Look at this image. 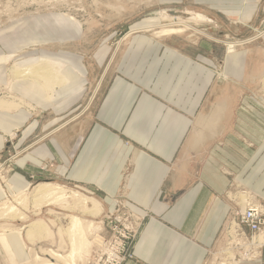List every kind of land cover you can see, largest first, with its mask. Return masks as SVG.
Segmentation results:
<instances>
[{
  "label": "crops",
  "instance_id": "0c3cea01",
  "mask_svg": "<svg viewBox=\"0 0 264 264\" xmlns=\"http://www.w3.org/2000/svg\"><path fill=\"white\" fill-rule=\"evenodd\" d=\"M212 4L234 0H204ZM199 43L188 40L182 48L131 38L88 107L105 65L95 77L81 63L62 62L67 83L51 99L41 82L8 79L11 92L38 112L0 110V160L7 156L4 137L19 130L8 149L21 152L7 176L9 191L47 178L103 199L111 210L129 167L127 207L147 217L134 260L124 264H203L227 218L228 174L264 197V106L248 96L246 108L240 106L239 80L219 86ZM243 55L229 57L227 66ZM202 117H214L215 125Z\"/></svg>",
  "mask_w": 264,
  "mask_h": 264
},
{
  "label": "rangeland",
  "instance_id": "374dc122",
  "mask_svg": "<svg viewBox=\"0 0 264 264\" xmlns=\"http://www.w3.org/2000/svg\"><path fill=\"white\" fill-rule=\"evenodd\" d=\"M194 14L205 16L209 22L193 21ZM181 22H187L190 27L186 29ZM164 29L173 30V32L166 35L157 34ZM263 32L264 0H234V4L228 5H204V0H0V100L12 101L13 97L18 98L7 89L8 79H11L14 69L34 65L40 59L64 62L69 65L81 63L84 68L94 72L95 77H98L99 71L105 65L106 71L104 72L103 69L99 77L100 81L98 80L88 98V107L90 103L100 98L108 80L110 68L123 47L131 38L143 36L151 41L173 43L182 48L186 45L188 48V40L198 39L202 48H199L197 52L207 56L208 63L213 66L211 72L218 85L222 86V82L231 79L235 82L239 80L238 85L244 94L240 106L246 108V96H248L256 102L257 107L262 108L261 106H264ZM261 33H263L261 36L255 38ZM250 39L253 40L247 43L246 41ZM232 42L246 43L231 48L226 45ZM243 52V57L235 59L239 63L229 68L227 66L229 57ZM9 56L11 58L7 60ZM210 101L214 102V100ZM23 109L31 114L38 113L33 106L17 110ZM207 117L201 118L203 123L207 119L209 126L215 125V121H212L215 118ZM198 120L199 118L194 124L196 131ZM18 132L19 130H15L4 137L7 147L4 154L7 156L0 160V203L6 199L9 200L7 204L14 205L16 213H22L27 218L21 220L18 215H14L15 212L6 217H0V233L8 229L26 227L30 222L38 219L49 225L51 233L47 238L37 237L35 240L37 247L25 242L26 246L24 245L22 254L17 253L19 258L17 259L14 253L12 255L15 264H37L36 261L31 260L28 248L37 249L39 253L50 249L60 251L64 255L68 254L69 243L65 228L68 224V216L72 215L100 222L101 230L95 236H99L103 242L107 243L108 250L101 254L103 243L98 247L101 251H97V245L92 243L83 254V258H76L74 264H113L109 260V254L113 255L112 260L121 262L120 264L134 260L135 240L147 215L137 216L127 207L126 203L131 201L123 192L127 184L129 167L123 174L120 196L112 198L111 210H106L105 203L103 205L101 202L104 201L103 199L68 185L47 180V178L39 179L22 191L26 193L25 203L18 205L13 198L16 194L9 191L10 186L7 181V176L15 170L14 164L21 155L20 151L11 150V154L8 151ZM213 134L215 133L210 135ZM228 175L224 195L229 208L227 218L218 233L215 245L207 250L203 264H264V197L251 192L232 174ZM48 182L64 187L67 193L78 191L96 200L101 204L102 212L94 218L78 210L63 209L64 207L60 208L56 205L42 204L40 208H37L32 190L36 185ZM244 193L251 199L248 198L250 201L248 200L245 206L240 202V195ZM69 201L71 206H74L75 200ZM251 204L259 205L263 211L258 212L249 207L247 213L256 212L254 220L249 222L246 219L247 213L242 216L241 210L248 208L247 206ZM232 223L238 225L240 231H243L246 236L244 239L248 242L230 243ZM252 226L259 228L256 233H253ZM92 239L94 237L89 236V241ZM14 240L17 239L10 238L13 245ZM228 243L232 244L230 249L227 247ZM0 264H13L1 245Z\"/></svg>",
  "mask_w": 264,
  "mask_h": 264
},
{
  "label": "bare ground",
  "instance_id": "6f19581e",
  "mask_svg": "<svg viewBox=\"0 0 264 264\" xmlns=\"http://www.w3.org/2000/svg\"><path fill=\"white\" fill-rule=\"evenodd\" d=\"M193 21L209 22L208 19L205 18V16L203 17L202 15H196V14L193 15ZM181 24H183L186 27V29L190 27V24L188 25L187 22H181ZM171 32H173V30L171 31L164 29V30H160V32H158L157 34L166 35L167 33L170 34ZM263 33H261L260 35L259 34L256 35L255 38L261 36ZM252 40L253 39H250L247 40L246 42L248 43ZM246 42H232V43H226V45L230 46L231 48L234 47L235 45L237 46L243 45ZM10 58H11L10 56L7 57V60ZM63 68H64V64L62 63L54 62L48 59L47 60L40 59V61L38 60V62L35 63L34 65L27 66L22 69L15 68L14 71L12 72L10 82L23 81V80H33V81L36 80L38 82H41L45 87L46 92L48 93V98L51 99L55 92L54 89L67 83V80L65 79L62 73ZM7 89L9 92H11L10 84L8 85ZM20 107L32 108L30 104L18 98H16L15 101L0 100V110L13 111ZM67 192L68 191L65 190L64 187H59L58 185L56 186L48 182V183H41L36 185L32 190V196L34 198V201H36L37 208H40L42 204L56 205L59 206L60 208L64 207L63 209L68 208L69 210L70 209L78 210L79 212L83 214H88L89 216L94 218L99 216L100 213L102 212L101 204L96 200L92 198H88L78 191L77 192L70 191L69 193ZM25 194H26L25 192H21L13 197L15 199L16 204L23 205L25 203ZM248 198L249 197L246 193L241 194L240 195L241 204L244 206L248 204V200L250 199ZM71 199L75 200L74 206H71V203L69 201ZM7 202L9 203V200L6 199L0 203V210H1L0 217H6L8 214H12L15 212L14 215H18L19 219L23 220L27 218L26 216L22 215V213L21 214L16 213L17 210L15 209L14 205L7 204ZM247 207L248 208L241 210L242 216L247 213L249 207L250 209L251 208L256 209L258 212L263 211L261 210L259 205L251 204L250 206ZM100 225H101L100 222L82 219L75 215L68 216V224L66 225L65 228V232L67 234L68 243H69L68 254L64 255L60 251L50 250V249L43 250L39 253L36 248H35L36 250H33L32 248H28L31 254V260L36 261L37 264H74L76 258L79 259L83 258V254L89 249V246L92 243L97 245L96 248H98L103 243L101 254L105 253V251L107 250V243H105V241L103 242L102 238H99V236H95V234H98V232H100L101 230ZM256 231H253V233H256ZM230 232H231L230 233L231 238L229 240L230 243H232L233 241H235L236 244H244L248 242L246 239H244L246 236L244 235L243 231L242 232L240 231L237 224L235 225L234 223H232ZM50 233L51 232L49 225L46 222L38 219L30 222L29 225L26 227L1 231L0 245L3 251L8 256H10L12 263L15 264V261L12 256L13 251L11 248L16 247L17 251L15 250L16 251L15 254L18 255L17 253H19L20 255L22 254V249L24 248V245L26 246L25 242H27L31 246L35 245V247H37L35 243L36 238L37 237L47 238L50 236ZM89 236H93L94 239H92V241H89ZM11 237L17 239L14 240V245L10 242ZM230 243H228L227 246L229 249L232 247L231 246L232 244L229 245ZM96 248L93 250V252L96 250ZM101 250L99 248L97 249V251H101ZM112 259H113V255L109 254V260L112 261L113 264L121 263V262L120 263L115 262ZM93 260L94 259H92V261Z\"/></svg>",
  "mask_w": 264,
  "mask_h": 264
},
{
  "label": "built area",
  "instance_id": "2783aa9c",
  "mask_svg": "<svg viewBox=\"0 0 264 264\" xmlns=\"http://www.w3.org/2000/svg\"><path fill=\"white\" fill-rule=\"evenodd\" d=\"M243 216H245V215H243ZM255 216H256V212H248V213H247V216H246V219H247L249 222H252V221L254 220ZM258 229H259V228H258L257 226H252V230H253V231H256V230H258Z\"/></svg>",
  "mask_w": 264,
  "mask_h": 264
}]
</instances>
